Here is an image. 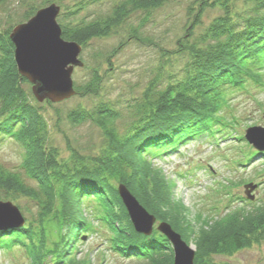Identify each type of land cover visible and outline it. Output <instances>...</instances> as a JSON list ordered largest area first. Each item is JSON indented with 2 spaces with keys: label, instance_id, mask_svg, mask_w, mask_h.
Wrapping results in <instances>:
<instances>
[{
  "label": "trees",
  "instance_id": "trees-1",
  "mask_svg": "<svg viewBox=\"0 0 264 264\" xmlns=\"http://www.w3.org/2000/svg\"><path fill=\"white\" fill-rule=\"evenodd\" d=\"M167 1L118 0L105 19L64 23L57 18V22L62 38L83 50L92 40L107 37L132 13L158 9ZM251 1L253 7L239 14L229 0H217L223 15L192 40V30L208 7L201 4L188 36L178 42L173 56L186 57L181 72L169 75L165 85L155 80L145 88L130 106L131 122L124 130L118 127L122 113L109 102L71 111L68 120L72 124L88 122L101 132L104 147L94 156L70 150L69 156L62 158L51 146L43 105L18 74L11 32H0V143L11 139L24 151V175L0 165V193L5 202L14 204L24 197L40 208L37 219L0 232V249L18 246L31 264H84L75 253L83 236L95 232L96 224L109 232V249L118 256L146 264H173L172 246L157 226L148 236L135 231L118 195L120 184L157 223H168L186 243H193L194 264H215L212 256L232 255L263 242L264 206L230 212L218 219L197 215L192 225L182 203L174 201L169 182L148 161L221 126L226 119L220 112L233 90L243 88L248 81L263 84L264 0ZM83 9L79 6L70 14L78 16ZM133 33L138 42H145L146 38L137 37L136 29ZM101 84L95 67L84 83H73L75 95L97 96ZM45 102L52 107L51 102ZM47 223L58 230L57 239L49 244L44 233Z\"/></svg>",
  "mask_w": 264,
  "mask_h": 264
},
{
  "label": "rangeland",
  "instance_id": "rangeland-1",
  "mask_svg": "<svg viewBox=\"0 0 264 264\" xmlns=\"http://www.w3.org/2000/svg\"><path fill=\"white\" fill-rule=\"evenodd\" d=\"M117 2L0 0V32H12L13 28L26 23L38 10L51 4L60 8V22L68 23L74 19L87 22L105 19L111 15ZM213 2L215 4L211 6ZM229 2L232 10L239 14L253 7L251 0ZM202 3L208 7L201 14L200 24L192 30V40L196 39L215 18L223 15L221 2L168 0L158 9L132 13L107 37L92 40L82 50L80 60L84 66L74 69L73 83L76 86L84 83L92 69L98 67L102 78L98 95H74L61 103H52V107L46 105L45 101L40 103L48 122L50 144L62 158H67L70 150L83 156L98 155L104 147V138L94 125L88 122L74 125L68 120L71 111L89 110L101 101L109 102L122 113L118 127L124 130L131 122L129 108L145 88L155 80L163 81L162 85H165L169 75L181 72L186 57L173 56L179 48L178 42L188 36L187 31L194 23ZM79 6L84 9L78 16H72L70 13ZM141 23L143 27L139 28ZM134 29L138 38H146L144 43L134 38ZM227 99V105L220 112V116L226 119L221 126L214 127L208 134L181 142L173 151H163L160 156L158 154L148 159L169 182L174 201L182 203L192 225L196 224L197 215L218 219L230 212L264 206V152L255 150L245 139L247 129L264 128V75L263 84L248 81L243 88L233 90ZM23 156L22 147L14 140L6 139L0 143V165L3 168L23 173ZM248 184L256 185L251 193L254 196L252 201L245 195L244 186ZM0 201L5 202L3 193H0ZM13 203L25 220L37 219L40 212L37 203L24 197L17 198ZM89 204L93 203H86L85 206ZM94 225L95 232L83 236L78 244L75 253L77 260L84 264H146L120 257L111 251L107 242L109 232ZM44 233L48 244L57 239L58 230L53 223L45 225ZM186 244L194 249L191 241ZM211 261L215 264H264V241L232 255L212 256ZM0 264L31 262L25 250L15 246L11 250L0 249Z\"/></svg>",
  "mask_w": 264,
  "mask_h": 264
},
{
  "label": "water",
  "instance_id": "water-1",
  "mask_svg": "<svg viewBox=\"0 0 264 264\" xmlns=\"http://www.w3.org/2000/svg\"><path fill=\"white\" fill-rule=\"evenodd\" d=\"M59 13L60 8L55 4L42 8L26 23L13 28L9 36L18 74L31 85L32 95L39 103L49 101L57 104L73 97L76 94L72 80L74 69L84 65L80 60L81 46L62 38L57 22ZM38 18L43 21L39 29L34 23ZM245 139L255 150L264 152V128L247 129ZM255 189L254 184L244 186L247 199H254L251 193ZM118 195L135 231L150 235L156 218L122 184L118 186ZM24 224L25 219L17 206L0 201V232L20 228ZM157 230L172 246L173 264H194L195 250L169 224L160 222Z\"/></svg>",
  "mask_w": 264,
  "mask_h": 264
},
{
  "label": "snow or ice",
  "instance_id": "snow-or-ice-1",
  "mask_svg": "<svg viewBox=\"0 0 264 264\" xmlns=\"http://www.w3.org/2000/svg\"><path fill=\"white\" fill-rule=\"evenodd\" d=\"M34 23L36 24L38 29L43 26V21L39 18Z\"/></svg>",
  "mask_w": 264,
  "mask_h": 264
}]
</instances>
